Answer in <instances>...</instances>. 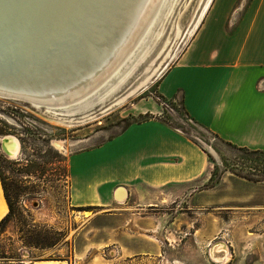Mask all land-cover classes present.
<instances>
[{"label": "rangeland", "instance_id": "374dc122", "mask_svg": "<svg viewBox=\"0 0 264 264\" xmlns=\"http://www.w3.org/2000/svg\"><path fill=\"white\" fill-rule=\"evenodd\" d=\"M249 1H159L156 16L136 48L76 103L32 107L0 95V140L13 135L19 141L14 157L0 144V167L12 204V214L0 230V255L9 257H0V264L47 260L52 261L49 264H264V207H260L264 153L220 140L188 117L178 100L165 101L161 117L211 152L208 174L200 186L212 187L225 201L185 211L181 227L171 235L172 243H163L162 256L117 255L114 244L107 242L109 220L102 217L111 207H73L68 170L72 152L112 137L139 115L150 113H138L137 104L150 106L149 96L158 102L157 79L203 27L213 8L222 15L241 3L235 13H243ZM58 117L75 120L60 122L55 120ZM189 220L195 221L192 231L194 226L205 229L202 242L195 241ZM222 242L225 250L212 255L211 248Z\"/></svg>", "mask_w": 264, "mask_h": 264}, {"label": "crops", "instance_id": "0c3cea01", "mask_svg": "<svg viewBox=\"0 0 264 264\" xmlns=\"http://www.w3.org/2000/svg\"><path fill=\"white\" fill-rule=\"evenodd\" d=\"M240 4L222 15L213 8L157 79L156 89L180 101L197 124L220 140L264 151V0H250L246 10L236 14ZM149 98L152 104L144 107L140 101L137 112L154 117L133 121L68 156L71 205L110 206L111 211L102 214L109 220L107 242L114 244L117 255L128 258L162 256L163 243H172L185 211L225 201L212 187L200 186L211 152L166 123L162 104ZM122 190L124 196H118ZM8 211L0 179V221ZM193 224L189 220L190 230ZM191 233L196 242L206 235L197 226Z\"/></svg>", "mask_w": 264, "mask_h": 264}, {"label": "bare ground", "instance_id": "6f19581e", "mask_svg": "<svg viewBox=\"0 0 264 264\" xmlns=\"http://www.w3.org/2000/svg\"><path fill=\"white\" fill-rule=\"evenodd\" d=\"M159 1L0 0V85L5 81L20 91L0 89V93L34 101L44 91H53V97L67 101L63 107L76 103L136 48L156 16ZM27 70L31 81L24 77ZM55 120L73 123L75 119ZM4 137L6 150L16 156L18 139ZM117 194L124 196V190ZM220 244L211 248L212 255L225 250Z\"/></svg>", "mask_w": 264, "mask_h": 264}, {"label": "water", "instance_id": "95a60500", "mask_svg": "<svg viewBox=\"0 0 264 264\" xmlns=\"http://www.w3.org/2000/svg\"><path fill=\"white\" fill-rule=\"evenodd\" d=\"M28 71V70H27ZM25 78H29L28 80H32V77L30 75V71H28L25 76ZM0 89H3L5 91H10V92H18L19 89L16 85H7L6 82H2V84L0 85ZM20 92V91H19ZM53 91H44L43 93H41L40 97L36 98L34 101L32 100H28V99H25L23 97H19L18 95L14 94V93H10V95L8 96L6 93L7 92H3V93H0L2 96H8V97H11V96H14L15 99L17 100H22V101H25L26 103L30 104L32 107H35V106H41V107H47V108H58V107H63L65 105V103H67V101L65 100H62L59 101L58 99H56L55 97H53L51 94ZM23 93V92H22ZM16 96V97H15ZM47 113V112H46ZM48 116H55V115H48ZM5 140L6 138H1V147L2 149L4 150V152L8 155H10L9 151L6 150L5 148Z\"/></svg>", "mask_w": 264, "mask_h": 264}, {"label": "trees", "instance_id": "16d2710c", "mask_svg": "<svg viewBox=\"0 0 264 264\" xmlns=\"http://www.w3.org/2000/svg\"><path fill=\"white\" fill-rule=\"evenodd\" d=\"M156 99H158V102L160 103V104H162L163 105V103H165V101H168V100H171V99H168V98H166V97H164L162 94H160V93H156ZM175 100V99H174ZM182 106V105H181ZM182 109H183V112L188 116V117H190L192 120H193V118L188 114V112L185 110V108L182 106ZM152 117H154V115H152L151 113H146V114H141V115H139V118L138 119H135L134 121H142V120H145V119H149V118H152ZM195 121V120H194ZM230 144V143H229ZM242 148H244V147H242ZM246 149H248V148H246ZM253 151H257V152H262V153H264V151H262V150H253ZM0 179H1V183H2V187H3V191H4V195H5V199H6V202H7V204H8V207H9V211H8V213L4 216V218L0 221V230L3 228V226H4V224H5V222L10 218V216H11V214H12V204H11V202H10V196H9V194H8V189H7V186H6V182H5V178H4V175H3V173H2V171H1V167H0ZM86 208H88V209H90V208H92V206H87V207H80V209H86ZM0 257L1 258H6V259H8V255H6V254H2V255H0Z\"/></svg>", "mask_w": 264, "mask_h": 264}]
</instances>
